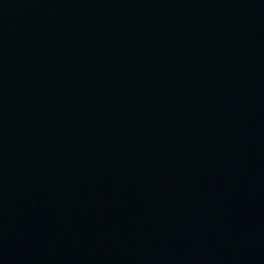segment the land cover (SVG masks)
I'll return each mask as SVG.
<instances>
[{
	"label": "water",
	"instance_id": "water-1",
	"mask_svg": "<svg viewBox=\"0 0 264 264\" xmlns=\"http://www.w3.org/2000/svg\"><path fill=\"white\" fill-rule=\"evenodd\" d=\"M0 264H264V0H0Z\"/></svg>",
	"mask_w": 264,
	"mask_h": 264
}]
</instances>
